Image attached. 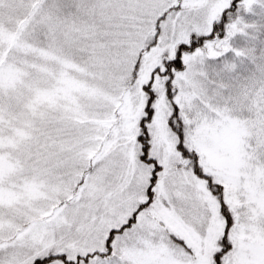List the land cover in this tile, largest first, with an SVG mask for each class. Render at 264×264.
<instances>
[{
  "label": "snow or ice",
  "instance_id": "obj_1",
  "mask_svg": "<svg viewBox=\"0 0 264 264\" xmlns=\"http://www.w3.org/2000/svg\"><path fill=\"white\" fill-rule=\"evenodd\" d=\"M0 264H264V0H0Z\"/></svg>",
  "mask_w": 264,
  "mask_h": 264
}]
</instances>
